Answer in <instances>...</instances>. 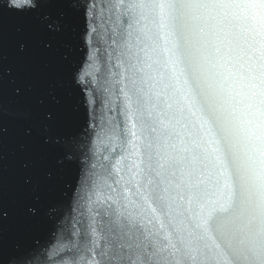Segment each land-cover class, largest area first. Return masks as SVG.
<instances>
[{
    "label": "snow or ice",
    "instance_id": "1",
    "mask_svg": "<svg viewBox=\"0 0 264 264\" xmlns=\"http://www.w3.org/2000/svg\"><path fill=\"white\" fill-rule=\"evenodd\" d=\"M0 264H264V0H0Z\"/></svg>",
    "mask_w": 264,
    "mask_h": 264
},
{
    "label": "water",
    "instance_id": "2",
    "mask_svg": "<svg viewBox=\"0 0 264 264\" xmlns=\"http://www.w3.org/2000/svg\"><path fill=\"white\" fill-rule=\"evenodd\" d=\"M9 27H10V30H11V28L14 27V26L10 25ZM8 55H9V65H8V66L13 67V71H15V68H14V66H13V64H12V52H11V49H10V48H9V53H8ZM40 69H41L42 71H43V70H46V65H45L43 62L40 63ZM85 71L88 72V73H92V72L95 71V69H92V68H86Z\"/></svg>",
    "mask_w": 264,
    "mask_h": 264
}]
</instances>
